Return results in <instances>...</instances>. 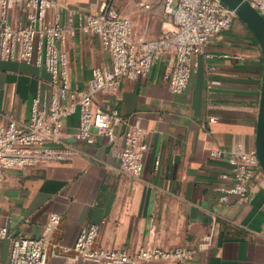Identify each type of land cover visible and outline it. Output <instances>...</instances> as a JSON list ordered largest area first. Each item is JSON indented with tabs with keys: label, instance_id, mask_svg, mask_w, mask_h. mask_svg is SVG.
Listing matches in <instances>:
<instances>
[{
	"label": "crops",
	"instance_id": "1",
	"mask_svg": "<svg viewBox=\"0 0 264 264\" xmlns=\"http://www.w3.org/2000/svg\"><path fill=\"white\" fill-rule=\"evenodd\" d=\"M68 2L80 10L93 7V0ZM113 2L131 19L137 36L154 37L172 26L163 17L162 0H151L146 8L136 0ZM60 19L65 20V10ZM65 49L72 88L83 89L94 67H109L108 53L94 34L76 30ZM190 63L193 72L180 92H171L163 77L164 56L146 76L124 78L116 91L94 97L105 110L117 111L120 133L127 124L143 128L147 151L140 176L119 169L121 138L112 143L105 134H97L94 144L74 142L80 152L71 160L38 162L6 173L0 182V225H7L9 237L0 240V264H8L10 237L37 235L51 212L62 216L52 237L67 245L83 227L100 224L97 243L107 248L133 251L152 239L161 248L194 249L191 264H264L262 170L255 168L246 198L221 202L216 189L219 173L229 171L227 152L255 150L263 87L260 45L234 17L202 52L190 56ZM48 78L44 67L0 60V113L26 122L31 99L37 90L47 92ZM76 123V114L66 118L65 130ZM214 148L223 155L211 156ZM208 235L209 246L201 248Z\"/></svg>",
	"mask_w": 264,
	"mask_h": 264
},
{
	"label": "built area",
	"instance_id": "2",
	"mask_svg": "<svg viewBox=\"0 0 264 264\" xmlns=\"http://www.w3.org/2000/svg\"><path fill=\"white\" fill-rule=\"evenodd\" d=\"M136 1L141 8L151 2ZM247 1L264 16V0ZM92 4L85 11L71 7L68 0H0V60H20L44 67L49 74L47 92L37 90L34 94L26 122L0 113V182L12 169L71 160L80 152L74 142L94 144L97 134H105L112 143L121 138L119 169L132 177L140 176L147 151L143 128L127 124L120 133L117 111L105 110L94 97L100 91H116L124 78L146 76L164 56L168 65L163 77L169 90L182 91L193 72L190 56L202 52L210 38L229 28L236 17L234 10L219 0H162L163 17L172 26L146 38L133 33L131 19L113 0H93ZM63 10L65 20L61 21ZM76 30L96 35L109 56V67H94L83 89L71 86L65 49ZM74 114L77 123L66 131L64 120ZM223 153L220 148L210 151L213 157ZM227 162L229 171L219 173L216 186L219 201L246 198L259 167L255 150H231ZM61 219L60 213L51 212L37 235L18 233L10 237L8 264H49L52 260L63 264H139L146 260L191 264L194 249L184 245L161 248L148 239L133 251L100 246V224L83 227L72 244H64L52 237ZM8 237L7 225L1 224L0 240ZM210 242L208 235L201 240V248Z\"/></svg>",
	"mask_w": 264,
	"mask_h": 264
},
{
	"label": "water",
	"instance_id": "3",
	"mask_svg": "<svg viewBox=\"0 0 264 264\" xmlns=\"http://www.w3.org/2000/svg\"><path fill=\"white\" fill-rule=\"evenodd\" d=\"M227 7L234 10L235 15L251 30L256 37L262 54L263 62V87L258 109L256 123L255 152L260 169L264 174V16L253 8L247 0H219Z\"/></svg>",
	"mask_w": 264,
	"mask_h": 264
}]
</instances>
